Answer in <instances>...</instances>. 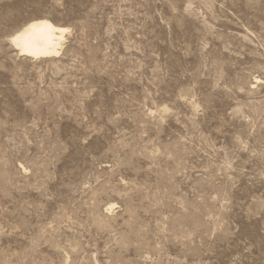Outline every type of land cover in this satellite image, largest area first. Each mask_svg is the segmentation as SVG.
Segmentation results:
<instances>
[{"label": "rangeland", "instance_id": "374dc122", "mask_svg": "<svg viewBox=\"0 0 264 264\" xmlns=\"http://www.w3.org/2000/svg\"><path fill=\"white\" fill-rule=\"evenodd\" d=\"M0 264H264V0H0Z\"/></svg>", "mask_w": 264, "mask_h": 264}, {"label": "bare ground", "instance_id": "6f19581e", "mask_svg": "<svg viewBox=\"0 0 264 264\" xmlns=\"http://www.w3.org/2000/svg\"><path fill=\"white\" fill-rule=\"evenodd\" d=\"M45 24L51 25V28H42L26 35L32 25ZM67 33H69L68 28L60 27L48 19L40 18L31 20L24 25L9 38V42L20 56L33 60H52L61 54ZM17 37H21L18 42ZM113 206L109 204L107 210L112 211Z\"/></svg>", "mask_w": 264, "mask_h": 264}, {"label": "snow or ice", "instance_id": "6c2138e0", "mask_svg": "<svg viewBox=\"0 0 264 264\" xmlns=\"http://www.w3.org/2000/svg\"><path fill=\"white\" fill-rule=\"evenodd\" d=\"M42 28H51V25H32L26 32V35L27 34H31L32 32L34 31H37L39 29H42ZM21 39V37H17V42Z\"/></svg>", "mask_w": 264, "mask_h": 264}]
</instances>
